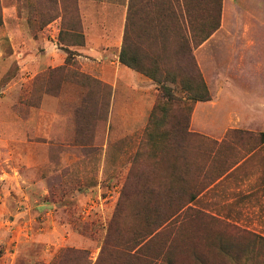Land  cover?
I'll return each mask as SVG.
<instances>
[{
    "label": "rangeland",
    "instance_id": "obj_1",
    "mask_svg": "<svg viewBox=\"0 0 264 264\" xmlns=\"http://www.w3.org/2000/svg\"><path fill=\"white\" fill-rule=\"evenodd\" d=\"M180 1L138 0L129 25L174 103L137 71L114 91L74 52L120 42L129 0H0V264H264V0ZM197 19L221 37L193 50L210 109L188 100ZM45 38L53 64L29 67Z\"/></svg>",
    "mask_w": 264,
    "mask_h": 264
},
{
    "label": "crops",
    "instance_id": "obj_2",
    "mask_svg": "<svg viewBox=\"0 0 264 264\" xmlns=\"http://www.w3.org/2000/svg\"><path fill=\"white\" fill-rule=\"evenodd\" d=\"M125 27L121 34L122 39L120 42L113 43L112 40L106 39L107 37L105 40L99 34L94 33L93 36L97 37H93L90 34L86 35L83 44H80L79 46L77 45L78 47H75L74 49V52L78 54L77 58L80 59L83 69L89 74L93 75L95 78H98L99 80L108 84L113 88L114 91H116V89H118L120 86L130 90L133 88L139 89L141 88V83L143 82L136 71L124 66L119 62L118 59V55L123 44ZM218 38L221 37L215 34L211 35L200 46H198L194 52L204 50L211 41H217L219 40ZM241 38L246 37L244 36ZM45 40L42 41V43H45V50L43 52H40L38 55L35 52H32L33 55L31 57L28 56L29 58H27V62L30 61L29 67L38 69L39 67H43V65L49 66L53 64V61L47 55V44L49 40L47 38H45ZM31 62L33 63L31 64ZM197 104L210 109L215 106L216 101L212 98L210 101L198 102ZM216 122H218V120H216ZM206 130V134L211 137L219 138L223 136V133L218 130V125L216 124L206 128Z\"/></svg>",
    "mask_w": 264,
    "mask_h": 264
},
{
    "label": "trees",
    "instance_id": "obj_3",
    "mask_svg": "<svg viewBox=\"0 0 264 264\" xmlns=\"http://www.w3.org/2000/svg\"><path fill=\"white\" fill-rule=\"evenodd\" d=\"M137 3H138V0H129L126 27H125V31H124V37H123V44H122L121 50H120L119 55H118L119 62L121 64H123L124 66L149 77L151 80H153L159 86V88L162 92V97L168 102H174L175 103L178 101V98L174 96L171 88L167 87L164 84L165 81L157 76V74L159 72L158 67L156 65L157 62L151 61L150 67H145L144 66V60H146V58L142 56L138 47L131 44L130 36H129V34H130L129 25H130V22L134 19L135 15H136ZM183 3H185L184 0L183 1L181 0L179 4L182 6ZM220 6H221V0H219V3H218V10H217L218 13H219ZM164 16H165V22H163V24L161 25V29H160V30H162L161 34H164V33L167 34L168 33L166 31V29H167L168 25L171 23V20L174 16V13L170 9L166 8V14ZM0 25H1V20H0ZM204 26H205V24L203 23V21H200L198 19L194 20L192 22H189L188 23V27H190V29H188L189 32L190 33L194 32L193 34H197L200 37L197 40H194L193 38L189 39V38L184 37V38H182V41H181V45L183 46V48H184V46L186 48V51L188 54V59H189L190 64H191V68L194 71V73L197 75V77L199 78V83L197 86L189 87L187 89L188 92L193 91V93L188 98V100L192 103L205 102V101L210 100V96H209V93L207 91V87H206L204 81L202 80V78L198 72V69H197V66H196V63L194 60V56H193V50L196 49L198 46H200L214 31L217 30L218 23L211 25L209 27L208 32H205V30L203 29ZM190 40L192 42H190ZM66 53L68 55V57L66 59V63H69L70 52L66 51ZM154 112H155V110L152 111V116H153ZM258 136H259V143L254 146L255 149L258 148L259 146H261L262 144H264V133H259ZM195 196L196 195L190 194L189 198L186 202L180 203L177 206L175 213L178 214L184 208H188V205L195 200ZM162 226L163 225H161L160 227H162ZM259 238L261 241L264 242L263 237H259Z\"/></svg>",
    "mask_w": 264,
    "mask_h": 264
}]
</instances>
